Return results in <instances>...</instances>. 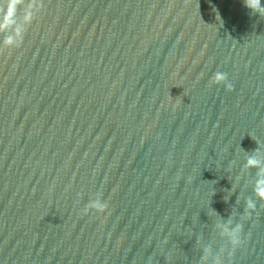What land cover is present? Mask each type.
Listing matches in <instances>:
<instances>
[{
	"label": "water",
	"instance_id": "obj_1",
	"mask_svg": "<svg viewBox=\"0 0 264 264\" xmlns=\"http://www.w3.org/2000/svg\"><path fill=\"white\" fill-rule=\"evenodd\" d=\"M0 264H200L264 158V15L242 0H25L0 42ZM227 74L232 90L211 84ZM104 213L85 212L90 201ZM234 213L237 215L234 216ZM224 264H264V204Z\"/></svg>",
	"mask_w": 264,
	"mask_h": 264
},
{
	"label": "clouds",
	"instance_id": "obj_2",
	"mask_svg": "<svg viewBox=\"0 0 264 264\" xmlns=\"http://www.w3.org/2000/svg\"><path fill=\"white\" fill-rule=\"evenodd\" d=\"M243 6L254 15H264V0H242ZM21 6V0H9L7 3L0 4V14L8 16L9 11L14 15L16 8ZM41 9L35 5L24 6V19L23 25L19 28L16 35L3 40L2 45L6 48H18L23 43L25 25L31 22V20L39 14ZM9 17V16H8ZM10 19V17H9ZM211 84L221 85L223 84L226 90H232V85L228 83V77L226 73L217 72L212 80ZM245 170H255L257 174V181L253 186V198H245L244 213L239 217V221L244 218L250 219L252 214L257 211V203L264 204V158H261L260 146L257 150L249 156H246L244 165ZM108 209V205L102 202L100 199L90 201L85 207V212L89 210H95L99 213H104ZM237 214L234 213V216ZM238 220L229 219L225 223H219L216 225V229L219 232L221 239L225 242L224 245L214 252L211 245L203 246L201 251L200 264H224L223 257L225 254L228 258L232 257L235 251L241 247L242 239L241 234L243 232V223L237 222Z\"/></svg>",
	"mask_w": 264,
	"mask_h": 264
},
{
	"label": "snow or ice",
	"instance_id": "obj_3",
	"mask_svg": "<svg viewBox=\"0 0 264 264\" xmlns=\"http://www.w3.org/2000/svg\"><path fill=\"white\" fill-rule=\"evenodd\" d=\"M7 2H9V0H0V4L7 3ZM24 2H25V0H21V4H24ZM20 10H21V8L17 7L16 8V13L19 14ZM3 16H4V20L5 21L9 20L8 16H6V15H3Z\"/></svg>",
	"mask_w": 264,
	"mask_h": 264
}]
</instances>
